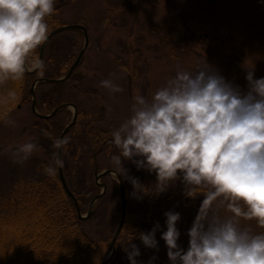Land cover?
<instances>
[{
	"label": "clouds",
	"instance_id": "clouds-1",
	"mask_svg": "<svg viewBox=\"0 0 264 264\" xmlns=\"http://www.w3.org/2000/svg\"><path fill=\"white\" fill-rule=\"evenodd\" d=\"M55 5L56 0H0V86L22 81L28 71L45 75L46 62L37 50L48 40ZM247 69L242 88L207 58L191 68L178 67L151 98L134 96L131 116L111 132L118 150L111 155L114 174L130 181L137 199L147 186L129 175L128 162L154 173L158 184L179 180L211 188L187 229L186 248L178 227L182 214L167 210L164 225L157 221L124 247L129 264H145L138 259L137 238L157 251L162 239L169 264H264V231L241 224L255 221L264 229V76L256 77L255 67ZM101 85L123 90L111 78ZM16 99L17 92L9 89L0 93V106ZM69 142L67 136L54 139L56 151L42 165L47 176L54 178L65 166ZM38 147L29 139L10 154L15 163L24 164ZM218 199L230 215L219 214L213 205ZM156 259L153 255L147 264Z\"/></svg>",
	"mask_w": 264,
	"mask_h": 264
},
{
	"label": "rangeland",
	"instance_id": "rangeland-1",
	"mask_svg": "<svg viewBox=\"0 0 264 264\" xmlns=\"http://www.w3.org/2000/svg\"><path fill=\"white\" fill-rule=\"evenodd\" d=\"M64 1L57 0V7L63 8ZM57 17L61 26L81 25L80 20H83L82 26L88 33L89 45L76 69L75 79L81 80V87L92 86L93 91L81 93L77 98L81 108L93 109L99 115L102 111L109 113L117 127L131 116L134 96L142 94L151 98L178 67L191 68L197 61L207 58L225 77L242 88L247 85V68L255 67L256 77L264 76V0H78L63 8ZM62 34L54 37L48 52L50 57L63 55ZM73 36L78 46L75 59L84 37L75 33ZM107 78L123 90L113 92L102 86L101 81ZM72 112L68 109L69 118L65 123L72 118ZM35 125L36 118L29 106L13 110L0 120V195L12 181L33 175L31 160L44 159L40 146L48 143V132L44 129L39 132ZM29 139L40 146L27 162L15 163L10 150ZM105 160L104 155L99 157L100 166ZM129 163V174L142 173L149 182V190L163 195L162 198L157 196L163 225L167 210L182 214L178 227L182 233L180 243L186 248L187 229L211 190L210 186L193 187L179 180L158 184L154 173L138 170ZM191 190H194L196 209H189L182 203L183 194ZM213 205L220 215H230L220 199ZM128 206L127 202V210H131L132 205ZM241 224L254 231H264L255 221L241 220ZM159 249L167 251L162 239Z\"/></svg>",
	"mask_w": 264,
	"mask_h": 264
},
{
	"label": "trees",
	"instance_id": "trees-1",
	"mask_svg": "<svg viewBox=\"0 0 264 264\" xmlns=\"http://www.w3.org/2000/svg\"><path fill=\"white\" fill-rule=\"evenodd\" d=\"M76 2L78 0H65L63 8ZM57 6L55 5L56 11L53 16L49 18L50 32L61 26L57 14L63 8ZM80 22L83 24L84 21L80 20ZM73 33L80 36L82 34L81 31H70L61 35H64L62 43L65 49L62 56H49V48L55 38L49 42L44 53L46 71L43 77L36 73H26L22 81H9L0 86V93L9 89L17 92L14 103L0 106V120L11 111L23 106H29L32 113L29 91L36 79H59L66 75L76 59L73 58L75 50L78 49ZM39 51L40 48L37 50L38 55ZM77 74L75 70L65 82L40 83L36 86L35 95L36 110L43 115L50 114L62 104H73L77 108L76 124L67 134L70 142L63 154L65 166L62 169L69 190L75 196L84 215L88 212L93 197L100 192V188L95 183V173L113 170L111 155L116 154L118 150L111 143L110 134L118 127L115 126L109 113L102 111L99 115L93 109L81 108V101L77 98L81 93L93 90L92 86L81 87V80L75 79ZM89 82L93 84L92 81ZM32 115L36 118L35 129L38 131L44 129L48 132L46 139L49 141L39 145L43 148L44 159L31 160L33 175L28 179L20 177L15 182L12 181L0 195V264H102L110 253V243L121 213L117 178L102 177L100 182L107 187L104 196L94 204L91 218L80 220L75 207L63 191L59 175L54 178L49 177L42 169V165L51 161L55 151L52 138L59 137L71 120L70 118L68 123H65L69 118L68 109L60 111L49 120H41L33 113ZM101 155L106 158L103 165L106 168H101L103 166L99 164ZM125 167L131 170L129 162ZM74 174L76 176L72 177ZM129 175L139 177L147 187L144 189L145 193L140 194L142 199H137L131 195L133 186L130 181L121 177L126 204L128 202L129 206H132L131 210H127L124 227L108 264H129L124 247L128 246L132 236L138 235L140 231L150 230L157 221L163 225L157 202L163 195L156 191L154 194L149 190V182L142 173L132 172ZM193 192L194 190L187 191L182 197L183 205L189 209H196ZM92 222L94 224L89 227ZM158 236H160L159 232H157ZM134 242L141 248V256L138 259L145 264L153 255L157 256L155 264H169L167 251L145 248L138 238Z\"/></svg>",
	"mask_w": 264,
	"mask_h": 264
},
{
	"label": "water",
	"instance_id": "water-1",
	"mask_svg": "<svg viewBox=\"0 0 264 264\" xmlns=\"http://www.w3.org/2000/svg\"><path fill=\"white\" fill-rule=\"evenodd\" d=\"M70 31H81L84 37V43L82 46V49L80 50L78 56L76 57L75 61L73 62V64L70 66L68 72L66 73V75L62 78L59 79H43V78H39L36 79L30 88L29 94L31 96V110L32 113L41 120H49L52 119L53 117H55L60 111L64 110V109H72V118L70 120V122L67 124V126L63 129V131L61 132L59 137H64L67 136V134L70 132V130L74 127V125L76 124L77 121V115H78V111L75 105L73 104H62L60 106H58L57 108H55L50 114L48 115H43L37 112L36 110V95H35V89L36 86L40 83H60V82H65L67 81L72 73L77 69V67L79 66V64L81 63V60L86 52V49L89 45V38H88V33L87 30L85 29L84 26L82 25H69V26H61L58 27L56 29H54L53 31H51L49 33V37L48 40L46 41V43L44 45H42L40 47V51H39V56L40 58L44 59V53H45V49L47 47V45L49 44V42L57 35L64 33V32H70ZM26 73H31L34 74L36 72L34 71H28ZM59 175V180L61 182L63 191L65 193V195L67 196V198L72 202L73 206L76 209L78 218L80 220H87L90 219L91 216L93 215V206L94 204L104 196L105 192H106V185L101 183L100 180L102 179V177L104 176H115L118 180V184H119V188H120V202H121V213H120V219L117 225V228L113 234L111 243H110V253L109 255L105 258V260L102 262V264H108V262L112 259L113 254L115 252V245L116 242L118 240V237L120 236V233L124 227L125 224V219H126V197H125V190H124V186H123V182L120 178H119L114 174V170H105L103 172L100 173H95V183L96 185L101 189V192L98 193L97 195H95L93 197V199L91 200L90 204H89V208H88V212L86 213V215H82L78 202L75 198V196L71 193V191L69 190V187L67 185V182L65 180L64 174H63V169L61 168L58 172Z\"/></svg>",
	"mask_w": 264,
	"mask_h": 264
},
{
	"label": "flooded vegetation",
	"instance_id": "flooded-vegetation-1",
	"mask_svg": "<svg viewBox=\"0 0 264 264\" xmlns=\"http://www.w3.org/2000/svg\"><path fill=\"white\" fill-rule=\"evenodd\" d=\"M73 74V73H72Z\"/></svg>",
	"mask_w": 264,
	"mask_h": 264
}]
</instances>
